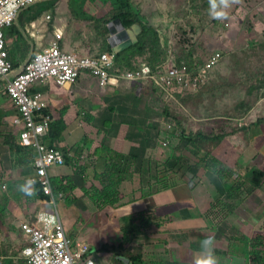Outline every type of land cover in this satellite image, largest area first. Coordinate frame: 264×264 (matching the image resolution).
<instances>
[{
  "label": "rangeland",
  "instance_id": "1",
  "mask_svg": "<svg viewBox=\"0 0 264 264\" xmlns=\"http://www.w3.org/2000/svg\"><path fill=\"white\" fill-rule=\"evenodd\" d=\"M68 1L55 0L54 4L51 3L50 8H41V6L38 8L32 6L31 8H34L33 10L35 11L37 10V13H40V15H43L45 12L48 13L52 17L51 20L49 18L46 20L50 27L52 24L55 26L56 22L59 23L58 18H60L59 25L67 31L66 36H68V39L71 36L74 38L80 37L88 44H95V46H92V54L103 51L104 48H101L102 42L98 39L96 31L93 29L94 23L76 21L68 9ZM133 3L141 11L145 23L154 26L158 30L161 40L157 56L153 52H149L146 56L134 60L135 63L138 61L151 62L156 57L162 60L171 55H174L179 61L195 60L199 63L205 62L213 54L218 52L221 54L220 61L214 66L209 82L202 86L196 95L186 96L188 99L184 102L185 109L181 108V111H174L175 115L180 117L187 131L195 132L199 127H209V123H215L218 120L225 122L227 126H231L232 122H236L234 118H238L243 114H249L250 119L251 115L264 119V82L261 81V83L256 84L251 94L247 92L248 89L244 88L245 86L242 84V80H244L248 86L253 85L255 77L258 78L264 72V14L260 13L264 11V0H238L229 9V18L226 20L212 18L209 14V0H133ZM59 7L61 15L58 13ZM88 7L89 5L85 3L82 6V10L87 13ZM92 11L89 10L90 13ZM95 13L96 16H101L99 9ZM116 29L118 30L117 26ZM98 44L100 45L97 46ZM10 45L17 57L24 55V51L26 50L24 43L15 44L14 42H10ZM87 78L88 80H86ZM80 81V83L78 82L79 84L77 83L78 85L69 83L67 87H72L76 91H78V88H82V91L88 94L90 91V95H93L96 103L99 102L102 106V102L106 99L108 93L105 94L98 78L90 74H84ZM145 89H149V87H145ZM135 90L139 91L141 89L140 87H135ZM150 95L151 103L149 104V108L154 113L156 110L158 112V115L155 114L157 117L156 121H158V124H167V121L160 114L164 111L163 105L158 102V98H156L157 101L153 99L152 93ZM7 98H9L7 94H0V105H3L2 102H5ZM5 110L7 111V107H5ZM0 118H4L2 113L0 114ZM4 123L6 128L4 127ZM4 123L0 124V134L7 129V123ZM172 140L174 142L176 138ZM1 141L2 138L0 136V143L2 144ZM170 143L171 141H169L168 145ZM160 145L162 144L159 142L158 147ZM260 147H263L260 154L252 150V162H250L249 166L253 164L255 168L258 167L257 169L259 167L264 169L263 143ZM156 150L153 149L150 154H147V157H152L153 154L157 157L158 153H155ZM106 151V156L109 159L106 162L102 161L103 168L107 167L109 163H117L118 154L120 153L119 151L113 152L114 150L110 147L106 148ZM182 151L180 149V153ZM186 151L184 150V152ZM189 151L188 155L191 156ZM192 151L198 152L197 149ZM202 151L205 152L204 150ZM198 155L202 154L198 152ZM189 158L193 162H195L193 159L198 160L197 156L194 155ZM246 160L247 155L245 156V162ZM227 161L229 162V159L225 161V164ZM239 167L242 168L241 165ZM187 168V165H183L180 168L179 174L176 176L181 181L176 186L160 191L161 194L160 192L151 194L147 198L148 201L143 203V207L133 212L127 208L131 206V203L125 206H109L103 209L97 208L94 204L89 205L86 199V192L83 190L84 180L82 177L78 178V176L79 188H77L74 194L75 196L79 195L77 196L79 199H76L75 202L67 203L65 200L59 202V210L68 233L74 239L86 241L91 246H102L108 242L110 244L118 242L123 236L121 232L126 227L129 228L128 232L130 234L134 230L132 224L136 223L137 228L141 231L137 229L127 247L133 249V251L142 249L146 260H169L170 262L176 261L180 264H192L193 258L188 254L186 256V253H184L187 242H184L182 245L165 242L166 238L170 240L174 239L172 235L175 232L169 234V231H171L169 229H176L180 226L190 229V231L180 233L181 236L187 237L186 241L197 240L196 234L199 233V235L204 236V232L210 229L213 231V241L218 245V253L222 255L225 252L226 259L223 264H249L248 253L250 246L243 237L247 235L245 236L247 240L253 231L264 224V178L262 186L247 196L237 195L235 198L224 196L221 203H218V200L210 199V196H206L205 194V197L202 198H206L205 201L210 199L209 202L199 200L200 206L198 207L197 200H193L192 190L188 189L191 188L187 183L190 175H183ZM50 169L51 174L52 171L60 170L64 174L76 175L73 173L74 167L67 163L53 166ZM192 170L198 173L197 177L198 175L201 176V171H203L209 178L214 179V173H209L200 167L195 166V169ZM102 171L98 170V172ZM154 173L156 174L154 170L153 173H150L148 169H144L142 174L139 173L137 175V183L135 179V184L132 183L131 188L129 186L126 191L130 190L129 194L135 193V195H140L142 189L146 192L144 188L140 189L141 187H139V185H146L142 177L148 180V178L155 177ZM195 175L192 174L193 177ZM252 179H254V176L247 184ZM19 185L21 184L10 183V187L17 186V189ZM215 185H220V183H216ZM225 186L226 184L223 183L221 186H218V190H223ZM179 190H181L182 199H180L179 195L177 197L173 193V191ZM168 191H172V194L175 195L168 198L170 193H164ZM4 193L7 194V191ZM31 196H26L28 204L26 208L28 216H25L26 218L20 219L21 222L19 220L18 224L16 222L13 223V221L9 222L8 219L6 225L0 222L1 228H3L0 230V256L3 258V264H7L8 258H13L14 264H27V261L20 256L26 243V237L21 229V224L29 218L30 214L37 215L39 213L37 211L47 205L36 202L41 207L34 209L29 202ZM31 202L35 203V200ZM194 205L198 207L196 208V212ZM122 206L129 209L128 212L131 213L124 214L123 211L125 210ZM151 209L155 211L156 215H159H157L158 217H163L159 221L165 220V218L168 221L165 220L162 226L159 227L151 224L152 226L145 228V226L143 227V223L136 220L135 216L131 219H125L128 215L147 212ZM179 218L182 220H177ZM144 234H148L147 238H145L146 235ZM231 238L235 239L232 240L231 245L235 241L236 244L235 248L231 249L230 252V243L228 246V241ZM187 246L189 247L188 244ZM130 249L127 253L130 252ZM232 252H239L240 256L244 258L232 257ZM95 254L102 264H124L118 261V258H115V251L113 250L108 252L106 250H98ZM218 259L220 262L219 256ZM124 262L126 263L127 260L125 259ZM10 263L12 262L10 261Z\"/></svg>",
  "mask_w": 264,
  "mask_h": 264
},
{
  "label": "trees",
  "instance_id": "2",
  "mask_svg": "<svg viewBox=\"0 0 264 264\" xmlns=\"http://www.w3.org/2000/svg\"><path fill=\"white\" fill-rule=\"evenodd\" d=\"M54 1L55 0L43 2L39 6H41V8H50L51 3L54 4ZM70 2L72 13L76 19L94 23L93 29L96 31L98 39L102 42L101 48H104V50L93 55L100 56L105 52H113L109 44V23H111L112 21L119 19L125 28H131L134 24L140 25L142 31L138 36V43L126 49L125 51L116 54L115 56V67L119 72L137 71L143 64L149 65L154 72L162 71V66L168 64L169 62H174L179 66L187 65L189 67L190 73L195 72L197 74L200 69L204 67L214 55L213 54L212 56H210L205 62L199 63H197L195 60L179 61L174 55H171L168 58H163L162 60L161 58L158 59L156 57V59L152 60L151 62L138 61L135 63L134 60L146 56L149 52H153L154 55L157 56L159 54L161 40L158 30L154 26L145 23V19L141 11L135 7L133 0H70ZM88 2L96 4H98V2L101 3L100 5L98 4L99 6L97 9H93V11L99 9V12L101 14L100 17H95L88 11L86 13L82 10L83 4ZM14 29L17 30V28L15 27ZM7 30L6 37L7 34H9ZM15 32L18 33L21 37H23L19 30ZM160 64L162 66H159ZM213 68L214 66L209 70L207 81L205 82V84H202L196 90H193L191 88L178 89L176 88V86L170 87V91H172V101L169 100V102H171V104L167 102L164 111L161 113V116H163L166 121L174 123V127L170 130L167 128V126H165L166 124L161 123L159 125L152 124L150 126L152 127V130L146 128V122L148 120V117H152V114L148 113L149 109L145 107L146 97L143 94L132 95V99L133 97L134 99L131 102L132 105H130V110L141 109L143 112H139L138 114H143L146 116V118L144 119L140 117V119H136L132 122H126V124H128V127L137 126L140 128L137 135L138 139L136 138L135 141L136 145L132 146L129 154H126L125 152H120L118 154V162L115 164L109 163L107 167L102 169V172H98L96 179L91 180L90 183L86 174L87 167H85L84 164L81 163L83 155H87V153L85 152L88 149V145L84 144L70 147L68 144H66L64 137V132L68 127L67 121L65 119L66 111L59 112L58 115L60 116L56 117L55 119L53 117V121L51 123V130L49 134L44 138V141L49 146L60 148L64 152L66 156V163L74 167L73 173L74 175H76H52L55 193L57 195L63 193L64 200L67 203L75 202L76 199H79L74 194V191L79 188L77 179V177L79 176L78 178L82 177V179L84 180L83 190L86 192V199L89 205L94 204L95 206H97V208L101 209L109 206L114 207L117 205H122L124 203L134 201L136 199L135 193L127 196V193L123 190V181L129 176V174L133 176L134 173L132 172L142 174V171L144 169H148L150 173H153V170L156 172V174L154 173L155 177H152L150 179L148 178V180H145L141 175L144 184H146L142 185L140 188H144L146 190L145 192L142 189L141 197H146L150 196L155 192H160L165 189L173 188L174 186H176L181 181V179H179L176 175L179 174L180 168L183 165L188 166L185 174L183 175H190L187 179V183L189 184L192 190L205 179L203 171H201L202 175H198L197 177L198 173H195L196 171L192 170L195 169V166L200 167L205 171L207 170L208 172L214 173L216 175V177L220 180V185H214L215 191L213 200H218V203H221V200L224 196H229L231 198H235L237 195L247 196L251 194V192L255 189H259L263 184V168L259 167V169H257L258 167L255 168L253 164L245 168L241 166L242 168H240L239 162H237L235 165L233 164V166L231 167L225 164V158L227 152L229 151L228 148H224L225 143L230 142L229 145L236 147L230 141V136L232 135V133L236 132V129L240 128L237 125L238 122H232L231 126H227L225 122L218 120L215 123H212V125H214L212 127L214 128L209 133H205L201 130L195 132L187 131V128L185 126L183 128V123L181 122L180 117H178L174 113L175 110L181 111V109L178 110L179 107L173 109L172 107H170L173 103H175L174 101H178V106L183 107L184 102H186V100L188 99L186 98L187 95H196L199 92L200 88L209 82ZM261 81L264 82V72H262V74L258 78L255 77L253 85L248 86L244 80H242V84L243 86H245L244 88L248 89L247 92L251 94L255 89V85L261 83ZM146 84H149L151 86L153 92L155 91L157 94L163 97L165 91L163 90L162 93L159 92V89L155 83L146 82ZM42 85L44 84H41V86ZM41 86L40 84H36L32 87L31 91L35 92L37 90H42ZM141 101L142 104L140 105ZM46 112L52 113L49 107ZM133 116L134 114L131 116V118H133ZM92 117L93 116L90 115L88 117V120L91 121ZM262 121H264V119L259 118L256 121V124L260 123L264 132V123H262ZM0 124H2V122H0ZM109 126H111V121H109ZM14 130L7 131V129H5V131L0 134L2 138V144L9 146L13 154L19 155L18 160L20 162L28 164L34 162L36 152L32 148L23 145L19 136V131ZM163 130H165V134H163ZM130 136L131 134L128 133V140L130 139ZM169 136H171L172 139L176 138V140L174 142L173 140H171V143L168 146H164L162 144L158 147V144L160 142L159 140H164ZM87 141L89 140L87 139ZM147 143L149 145L147 146L148 150L146 152ZM104 148H109L106 143H102L95 150V152ZM153 149H157L155 153L157 152L158 156L155 157L153 154L152 157H147V154H150L148 153V151H152ZM180 149L183 150L181 153H179ZM195 149L205 150V155H198V152H193L192 150ZM184 150L187 151L184 152ZM188 150H190L189 154H191V156H197L198 160L193 159L195 161L193 162L189 158L191 156L188 155ZM213 151L217 152L219 156ZM108 159L106 161H108ZM192 174L196 175L193 177ZM253 176L254 179H252V181L247 184ZM223 183H225L226 186L223 190L219 191L218 186H221ZM32 186L35 187L34 195L37 197L38 202H41L42 200L51 199L49 195L45 194L42 185L38 181L35 182ZM9 202H11V199L7 195V206ZM4 209L6 210L5 206H0V213ZM157 215L155 211L151 209L147 212L128 215L125 217V219H131L135 216L136 220L143 223V227L145 226V228L148 226H152L153 224L155 227H159L162 226V224L164 223V219L159 221L163 217H158L159 215ZM132 227L134 228V230H132L130 234L128 232V227L123 229V231L121 232L123 233V236L118 242L114 244H110L108 242L103 244L102 246H92L91 255L95 256V253L98 250H106L107 252L113 250L115 251V258H118L117 260L123 262L124 264H180L176 261L170 262L169 260H146L142 249H137V251H133V249L127 247L128 243L132 239V236L136 233L138 229L136 223H133ZM138 231L141 230L138 229ZM144 235H146L145 238H147L148 234ZM243 239L247 241L250 246L248 253L249 264H264V224H262L258 229L253 231L251 236L248 237L247 240L245 237H243ZM230 240L235 239L231 238ZM129 249L130 252L127 253ZM88 256H90V254ZM125 259L127 260L126 263L124 262ZM7 260V264L8 262L9 264H12L14 262L13 258H8ZM10 261L12 263H10Z\"/></svg>",
  "mask_w": 264,
  "mask_h": 264
},
{
  "label": "crops",
  "instance_id": "3",
  "mask_svg": "<svg viewBox=\"0 0 264 264\" xmlns=\"http://www.w3.org/2000/svg\"><path fill=\"white\" fill-rule=\"evenodd\" d=\"M47 1H51V0H39L37 2V4L34 6H36L38 8V7H40L39 5L41 3L47 2ZM87 4L89 5V7H88V12H89V10L91 11L93 9H97L101 3L98 2V4H99L98 5L96 3L88 2ZM67 6H68V9L70 10L71 14L73 15L70 0L67 2ZM94 6L95 7L97 6V7L95 8ZM33 9L34 8L25 10L20 15L19 19L17 20V23L14 26L15 28H17V30H19V32L21 33V35L23 37H21L18 33L15 32L17 30L14 29V27L9 28L7 30V32L9 34H7L6 39L8 42V49H9L10 54H11L10 59H11L12 63L14 64V66L16 67L17 72H19L20 70H22L24 68L26 63L30 60V58L35 53L41 52L47 46H49V44L55 38V32L57 30L62 31L63 34H65L62 46L66 51L69 50L68 52L80 53V54L88 55V56L93 55L92 54V46H95V44H88V43H86V41L83 38H80V37L74 38L73 36H71L68 39V36H66L67 31L65 30V28L60 27V25H59L60 24V18H58L59 23L56 22L55 26L52 24V26L50 27L48 25V23L46 22V20L49 18L50 15L46 12L43 15L42 14L40 15V13H37V10L35 11ZM58 13L61 15L60 7L58 8ZM260 13L264 14V11H261ZM90 14L94 15L95 17H98V16H96L95 11H92V13H90ZM73 17L75 18L74 15H73ZM75 20L79 21V22H89V21L78 20L76 18H75ZM50 30H51V32H50ZM10 42H14L15 44L24 43L26 46V50L24 51V55H22L21 57H17L15 52L12 49V46L10 45ZM99 45L100 44H98L97 46H99ZM159 66H162V65L160 64ZM168 66H169V63L162 66L163 67L162 71L167 69ZM17 72L15 74H17ZM211 74H212V72H211ZM86 80H88V78ZM78 82L80 83L81 81H78ZM78 82L71 83V84H77ZM43 84L44 85H42V86L40 84V86L42 87V91H44L46 94L47 100L49 102V108L53 114L54 119L56 117L60 116V115H58L59 112L66 111L65 112V119H66L67 124H68V127L64 132L66 144H68L70 147L84 145V144L88 145L87 146L88 149L86 148L87 150L85 152V153H87V155H83V158L81 159V163L84 164L85 167H87L86 174L88 176L89 183L91 182V180L96 179V176L98 175V170L103 169L102 161L106 162V160L108 159L106 156V154H107L106 148H104L103 150L101 149L102 151L98 150L95 152V150L102 143H106V145L109 146L114 151H119L121 153L125 152L126 154L130 153L133 145H136L135 141H136V138L138 139L137 135H138V131L140 130V128L137 126L128 127V124H126V122H132L136 119H140V117L144 119V118H146V116L143 114H138L139 112H143L141 109L130 110V105H132L131 102L134 99V97L132 99V95L143 94L147 98L145 107H147L149 109L148 113L152 114V117H148V120L146 122V128H149L151 130H152V127H150V126L152 124H156V122L158 124V121H156V119H157L156 115H158V112L156 110V112L154 113L149 108V104L151 103V97H149V96H151L150 93L153 94V96H154V97L152 96L153 99H155L156 101H157L156 98L159 99L158 102L161 103V105H163V110H164L165 106L167 105L166 104L167 102L169 104H171V102H169V100H171V97H166L165 95H163V97H161L159 94H157L154 91L156 93L155 94L152 91L151 86L149 84H146V82H134V81L125 82V81H121L119 84L115 83L113 85H109L107 88L102 87L105 94L108 93L106 95V99H104L102 102V106L100 105L99 102L96 103L93 95H90V93H91L90 91L88 94L87 92L82 91V88H78V91H76L72 87L68 88L67 85L66 86H60L53 81H49V82L43 83ZM202 84H205V83H201L200 86ZM120 85H121V87H120ZM144 86L149 87V89H145ZM135 87H140L141 90L137 91V90H135ZM153 90H154V88H153ZM159 92H161V91L159 90ZM174 102L175 103H173L172 106H170V107H172V109L176 108V107H179L178 110L181 108L185 109V105L183 107H181V106H178L179 105L178 101H174ZM2 104L3 105H0V114L2 113L4 118L3 119L0 118V122H2V123L6 122L7 123V131L14 130V128H15L14 131H19V136H20V128L18 126H15L13 121H12L19 114L18 109L14 106L10 97L7 98V100L5 102H2ZM141 104H142V101H141L140 105ZM5 107H7V111L5 110ZM101 109H102V111H101ZM133 114H134V116H133V118H131V116ZM90 115L93 116L91 118V121L88 120V117ZM256 117L260 118L259 116L251 115V119H250L249 114H243V115L239 116L238 118H234V120L236 121L235 123H237V121H238L237 125L240 128L236 129V132L232 133V135L230 136V141L236 147L229 145L230 142L225 143L224 148L229 149V151L227 152L226 158H225L226 160L229 159V162L227 161L226 165H229L231 167V166H233V164L235 165L237 162H239L242 167L249 166L250 162H252L251 161L252 150L254 152H256L257 154L258 153L260 154L262 152L263 147L261 148L260 146L262 143L264 145V132H263L261 124L260 123L256 124V121L258 120V118H256ZM109 121H111V126H109ZM168 125H171V127H168ZM166 126H167V128L172 129L174 127V123L167 121ZM182 126L184 128L183 124H182ZM212 126H214V125H212V123H209V127H205V128L199 127L198 129L205 132V133L206 132L209 133L214 128ZM4 127L6 128L5 123H4ZM120 132H121V134H120ZM128 133L131 134L129 140L127 138ZM163 134H165V130H163ZM87 139L89 141H87ZM165 139H168L169 141L172 140L171 136H169ZM86 141L89 143H87ZM148 145L149 144L147 143L146 144V152L148 150V147H147ZM202 150L203 149H199L198 152L201 153L202 155H204V152ZM150 152L151 151L149 150L148 153H150ZM179 153H180V151H179ZM214 153L219 156V154L217 152H214ZM246 155H247V160L245 162V156ZM18 158H19V155L13 154V152L11 151L9 146H6V145H3L0 143V184H2V186H0V206L6 207V210L4 209L0 213V222L3 223V225H6L7 219L9 222L13 221V223L16 222L18 224V221L20 219L22 220L25 216L26 217L28 216V214L26 213V211H27L26 208L28 207V204L26 202V196L27 195L18 191L17 186H11L10 187V183H12V184H25L27 181L33 180L37 176V171L35 168V159H34V162L28 164V163L20 162L18 160ZM231 163H233V164H231ZM132 173H134L133 176H131V174H129V176L123 181L124 182L123 183V185H124L123 190L125 188V192L127 193V196L133 194V193L129 194L130 190L129 191H126V190L129 188V186L131 188V184L134 183L135 179H136V183H137V175L139 174L136 172H132ZM52 174L58 175V176L68 175V174L62 173L60 170L52 171ZM213 176H214V179L209 178V176L206 174L205 179L202 182H200V184H198L193 190L191 188L186 187L189 190L190 189L192 190V194H193L192 196L194 197L193 200H197L198 207L200 206L198 203L199 200H201L203 202H209V200L211 198H214V191H215L214 185L216 183H219L220 180L215 175H213ZM4 184L7 187H5ZM3 185H4V188L7 190H5L3 188ZM32 187H33L32 191L35 194V187L34 186H32ZM139 187H141V186L139 185ZM4 190L7 191V194L4 193L5 192ZM15 190H17V191H15ZM205 192H207V193H205ZM74 193H75V191H74ZM164 193H170L168 198L171 196H174L176 194L177 197L179 195L180 199H182L181 190L173 191V193H175V194H172V191H168V192H164ZM4 194H6V195H4ZM160 194H161V192H160ZM205 194H206V196L207 195L210 196L209 200L205 201L206 198L205 199L202 198V197H205ZM7 195L11 199V202H9L8 206H7ZM77 196H79V195H77ZM135 196H136V199L134 201L122 204L125 206V205H128L129 203H131V206L127 207L130 209L131 212L139 210L138 208L143 207L142 206L143 203L145 201H148V199H147L148 196L141 197V194L135 195ZM177 199H179V198H177ZM33 200H35V203L31 202ZM39 200H41V199H39ZM29 202H30L31 207H33L34 209H38L41 207L40 205L36 204V202H38V201H37V197L35 195H32L31 199L29 198ZM124 206H122V208H124ZM198 207L196 205H194L195 212H196V208H198ZM127 208H124V210H125V211H123L124 214H130L131 213V212H128L129 209H127ZM117 210H118V208H117ZM39 211L40 210H38L37 212H39ZM198 211L201 212V210H199V209H198ZM36 217H37V215H35V214L31 215L30 214V216L27 220H31V219L34 220V219H36ZM21 220H20V222H21ZM27 220H25V221H27ZM165 220L168 221V219H166V218H165ZM177 220H182V219L179 218ZM2 227H4V226H2ZM1 229H3V228H1V225H0V230ZM169 230H171V231H169V234H172V232H175L172 235V237L174 239L170 240L169 238L168 239L166 238L165 242L170 243V244L173 243L175 245H182L184 242H187L189 247L187 246V244H185L184 253H186V256H187V254L189 256H191V258L194 257L197 250L199 249V242L201 240L206 239V238L213 240V238H214L213 237V231L210 229H208V231L204 232V236L199 235V233L196 234L195 236L198 237V239L193 240V241H186L187 237L181 236L180 233H183L184 231H190V229L185 228L184 226L183 227L180 226L176 229L173 228V229H169ZM248 235H250V234H248ZM245 236H247V235H245ZM232 237H233V235H232ZM229 243H230V247H229V251H230L231 249L235 248L236 241L233 242V244L231 245L232 240H229L228 246H229ZM214 246H215V255L217 257L218 256L220 257V264H223L225 262V259H226V255H224L225 252L222 255L218 253V245L216 244L215 241H214ZM190 253H191V255H190ZM20 256L23 258L22 253H20ZM231 256L237 257V258H244V257L240 256L239 252H232Z\"/></svg>",
  "mask_w": 264,
  "mask_h": 264
},
{
  "label": "built area",
  "instance_id": "4",
  "mask_svg": "<svg viewBox=\"0 0 264 264\" xmlns=\"http://www.w3.org/2000/svg\"><path fill=\"white\" fill-rule=\"evenodd\" d=\"M38 1L0 0V94H7L19 111L13 123L20 128L22 144L36 152L37 176L33 181H38L45 194L51 197L40 202L47 205L39 211L36 219L21 224L26 237L22 256L27 264H102L91 255L90 243L71 237L62 219L59 202L64 200V194L55 193L50 168L64 165L66 156L60 148L51 147L44 141L51 130L53 115L46 112L49 102L45 92H32V87L49 81L66 86L80 81L84 74H90L98 78L103 87L121 81L153 82L161 93L165 91L166 97H172V86L196 90L201 83H205L209 70L219 63L221 54H214L197 74L190 73L187 65L179 66L174 62H169L163 71L154 72L149 65L143 64L137 71L119 72L115 67L114 52H105L100 56L68 52L62 46L65 34L57 30L49 46L35 53L17 72L10 60L6 30L13 27L20 15ZM161 143L166 146L169 140ZM0 264H3L1 256Z\"/></svg>",
  "mask_w": 264,
  "mask_h": 264
},
{
  "label": "clouds",
  "instance_id": "5",
  "mask_svg": "<svg viewBox=\"0 0 264 264\" xmlns=\"http://www.w3.org/2000/svg\"><path fill=\"white\" fill-rule=\"evenodd\" d=\"M237 2L238 0H209V14L214 19L226 20L229 18V9ZM34 183V181L29 180L25 184L19 185L18 191L26 195H33L32 185ZM192 264H220L218 257L215 255V246L212 239L206 238L199 242V249L193 257Z\"/></svg>",
  "mask_w": 264,
  "mask_h": 264
},
{
  "label": "water",
  "instance_id": "6",
  "mask_svg": "<svg viewBox=\"0 0 264 264\" xmlns=\"http://www.w3.org/2000/svg\"><path fill=\"white\" fill-rule=\"evenodd\" d=\"M119 26L121 30H117ZM142 29L139 24H134L131 28H125L119 19L109 23V44L115 54H119L131 46L138 43Z\"/></svg>",
  "mask_w": 264,
  "mask_h": 264
},
{
  "label": "bare ground",
  "instance_id": "7",
  "mask_svg": "<svg viewBox=\"0 0 264 264\" xmlns=\"http://www.w3.org/2000/svg\"><path fill=\"white\" fill-rule=\"evenodd\" d=\"M118 30H121L119 26H117Z\"/></svg>",
  "mask_w": 264,
  "mask_h": 264
}]
</instances>
